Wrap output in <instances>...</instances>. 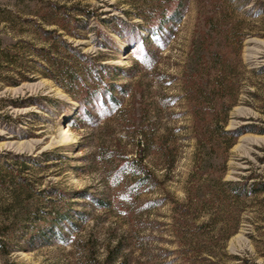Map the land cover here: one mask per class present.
<instances>
[{"label": "rangeland", "instance_id": "rangeland-1", "mask_svg": "<svg viewBox=\"0 0 264 264\" xmlns=\"http://www.w3.org/2000/svg\"><path fill=\"white\" fill-rule=\"evenodd\" d=\"M5 49L0 264H264V0H0Z\"/></svg>", "mask_w": 264, "mask_h": 264}, {"label": "trees", "instance_id": "trees-1", "mask_svg": "<svg viewBox=\"0 0 264 264\" xmlns=\"http://www.w3.org/2000/svg\"><path fill=\"white\" fill-rule=\"evenodd\" d=\"M68 8H69V6H67L65 3H58V2L53 3L52 7L48 11H45V12L41 13V17H42V19L44 20L45 23L38 22L37 26L39 27V30L45 31V32H47L49 34H52L53 32L57 33V29L56 28L47 29V30H45V28H44V24H47V25L48 24L49 25L57 24L58 26L59 25L62 26V28L66 32H69V33L74 34L75 36H77L78 34L76 32H73L74 30L72 28L66 27L67 23H69L71 21L72 17H74V16H71V14H68L69 17H67V15H65V12H67ZM91 14H92V11L90 9H86L85 13H84V16L89 18V17H91ZM39 15H40V13H39ZM66 17H67V19H66ZM33 49L36 50V52L38 51V54L40 53L41 55H44L43 53L49 51V49L45 48L42 45L37 46V47L34 46ZM6 51H7V49H5L3 51H0V58H2L3 55L5 57H8V54L6 53ZM15 101L16 100H11L12 104H15L16 103ZM5 115H7V114H5ZM0 117H1V115H0ZM256 190H258V189H256ZM1 242L2 241L0 240V244H1Z\"/></svg>", "mask_w": 264, "mask_h": 264}]
</instances>
